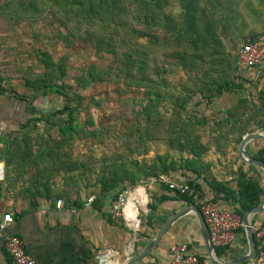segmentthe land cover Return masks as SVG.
Listing matches in <instances>:
<instances>
[{"label": "trees", "instance_id": "obj_1", "mask_svg": "<svg viewBox=\"0 0 264 264\" xmlns=\"http://www.w3.org/2000/svg\"><path fill=\"white\" fill-rule=\"evenodd\" d=\"M177 2L179 11L176 14L165 10L169 0H29L28 3L18 0L8 2L4 7L9 16L14 14L37 17L49 11L58 21L59 27L65 30L57 32L56 39L66 47L73 40H80L95 52L109 55L114 67L98 68L96 64H89L82 69L83 87L104 82L113 76L126 85L143 88L144 99L138 110L142 120L135 119L132 128L136 135L135 142L145 147L148 141H164L168 149L180 153L175 157L166 151L155 154L150 160L144 157L132 158L131 154L127 155L128 159L118 155L103 157L105 165L101 170L106 172V176L97 181L100 183L101 195H107L122 183L134 186L143 178L159 179L162 175L171 173L180 172L185 175V172H191L194 177L180 180L189 186V190L186 193L172 191L177 198L194 205L193 194L197 193L200 197L204 194L197 177L204 167L202 155L207 147L201 143V136L194 133L199 125L204 124V119L193 121L192 118L184 116L188 107H196L204 100L210 102L229 91L237 95L238 102H242L244 107L247 108L249 103L244 94V79L234 65L233 56L246 41L264 40V0ZM223 41L237 44L233 56L227 51ZM36 53L42 71L37 77L24 80L31 100L48 93L65 100L61 108L52 110L43 119L46 122L44 131L33 138L34 141L37 139L35 144L39 148L30 163L35 166L40 178L46 177L43 178L45 182H40L34 193L48 192L49 196L50 172H70L84 165L79 159L72 158L71 148L68 147L84 128L76 116V111L82 109V101L75 91L72 92L73 100H70L71 91L64 81L66 56L61 55L56 59L46 49H38ZM170 60H174L175 67L179 66L186 72L192 84L184 85L177 94H171L170 107L165 110L164 80L161 76L169 68ZM259 92L261 93V89ZM261 99L260 105L264 108V97ZM261 108L253 111L252 118L256 127L249 128L247 123L243 125L235 117L231 121L227 117L223 118L221 123L219 121L215 124L230 125L227 134L235 133L232 141L235 143L238 160L237 146L242 136L264 128V117L258 118ZM39 120L41 119L31 118L26 126L34 121L33 129H36ZM51 128L57 130L56 139L48 131ZM217 137H222V134ZM33 139L26 134L10 142L11 157H29L32 154L29 145L34 142ZM142 151L146 153V147ZM137 152H140V148ZM248 153L264 162V139L255 151ZM260 175L261 170L258 167L240 161L233 177L235 187L209 176L207 184L213 195L205 199L213 203H217L219 199L225 201L232 207L229 211L241 218L245 210L256 206L264 197V185ZM163 185L169 189L166 183ZM123 189L124 187L115 191L112 199ZM261 223L264 224V217ZM239 231L244 234L243 227ZM254 240V256L239 264H255L261 248L260 243L255 238ZM214 249L218 258H222L228 247ZM196 257L199 264L209 262L206 256Z\"/></svg>", "mask_w": 264, "mask_h": 264}, {"label": "crops", "instance_id": "obj_2", "mask_svg": "<svg viewBox=\"0 0 264 264\" xmlns=\"http://www.w3.org/2000/svg\"><path fill=\"white\" fill-rule=\"evenodd\" d=\"M10 1L18 0H0V219L4 213L12 216L6 233L17 235L23 240L25 251L32 256L35 264H124L154 237L174 213L193 204L177 198L174 191L165 188L160 178H143L134 186L122 183L107 195H101L100 183L97 181L106 176V172L101 170L105 165L102 158L81 160L83 167L70 172H50L49 196L48 192L34 193L39 183L46 179L40 178L35 166L30 163L39 148L35 144L37 139L34 141L33 138L44 130L33 129L34 121L28 127L26 125L31 118L42 119L41 107L37 105L42 101V96L31 100L27 89L25 92L10 89L11 24L20 21L5 12L4 7ZM256 67L243 68L238 73L243 71L246 75L260 78L259 73L264 69V64ZM26 134L34 141L29 145L32 154L29 157H11L10 142ZM255 140L245 145L247 152L255 151L263 139ZM73 147L72 158L77 159ZM148 151L151 155L147 160L155 154L163 153L151 148ZM167 151L172 155L176 153L170 149ZM205 160L202 157V163ZM239 165L240 163L233 165L232 170L217 165L215 168L211 166L209 171L207 167H202L197 177L204 192L202 198H211L213 195L207 184L209 176L226 181L234 188V172ZM260 176L264 185L262 170ZM161 177L167 180L180 178L177 180L180 181L186 177H194V174L185 172V175H181L177 172ZM123 187L126 204L119 220L114 221L110 215L112 198L115 191ZM89 197H93V200L87 203ZM217 204L222 209L232 210L221 199ZM263 217V212L253 216L251 224L253 222V226L258 225ZM171 242L185 243L195 255L207 257L198 222L189 213L174 222L156 246L134 264H170L168 247ZM246 251L245 236L239 233L234 245L228 247L219 259H231ZM0 264H13L4 250L2 239ZM201 264L210 263L204 261Z\"/></svg>", "mask_w": 264, "mask_h": 264}, {"label": "rangeland", "instance_id": "obj_3", "mask_svg": "<svg viewBox=\"0 0 264 264\" xmlns=\"http://www.w3.org/2000/svg\"><path fill=\"white\" fill-rule=\"evenodd\" d=\"M22 1L28 3L29 0ZM165 10L172 11L173 14L178 13L177 0H169ZM10 17L20 19L19 22L11 24L12 46L9 75L12 91L25 92L24 80L37 77L41 73L42 67L37 62L36 51L38 49L50 50L56 59L61 55L66 56L64 81L71 91L70 100H73L72 92L75 91L80 95L82 101L80 106L82 109L76 111V116L77 121L84 125V128L68 146L70 148L74 146L73 153L77 159L80 161L84 159L98 160L114 155L128 159V154H131L132 158L141 159L144 157L148 159L151 155L148 151L150 148L155 152L168 150L164 141L153 140L146 142L147 152L144 153L142 149L145 147L135 142L137 141L135 140L136 135L133 134L132 128L135 119L142 120L138 110L144 99L143 88L126 85L121 79L116 80L113 76L104 82L88 84L83 87L82 69L89 64H96L98 68L114 67V62L109 55L95 52L80 40H73L74 42L66 47L56 39V33L65 30L59 27L58 21L49 11H45L44 15L37 17L14 14H10ZM136 26L138 25L136 24ZM225 46L233 56L237 44L225 42ZM168 65H170L169 68L161 76L164 80L162 83L165 110L170 107L171 94H177L184 85L192 84L186 72L181 67L174 66V60H170ZM261 70L260 78L246 75L247 73H243V71L239 72L240 77L244 79V94L249 101L247 108L242 102H238L237 95L232 91L213 98L210 102L204 100L196 107L192 105L188 107L184 116L192 118L193 121L199 118L204 119V124L199 125L194 133L201 136V143L208 148V151L202 155L206 159L203 161L204 168L207 167L208 171L211 166L215 168L216 165L232 170L233 165L240 163L236 159L235 143L232 141L235 133L227 134L230 125L216 126L215 124L219 121L221 123L223 118L227 117L231 121L235 117L241 120V124L247 123L249 128L256 127L252 118L253 111L256 108H261V98L264 97V69ZM259 89H261V93ZM64 102L65 100L56 94L48 93V95L42 96V101L37 103L41 107L42 113V119L37 121V128L44 130L46 122L43 119L52 110L61 108ZM261 110V115L258 118L264 117V108ZM257 130L261 131L262 129ZM48 131L56 139V128H51ZM220 133L222 137H217ZM139 148L140 152L138 153ZM172 151L174 153L175 150ZM177 153L176 151L174 155Z\"/></svg>", "mask_w": 264, "mask_h": 264}, {"label": "built area", "instance_id": "obj_4", "mask_svg": "<svg viewBox=\"0 0 264 264\" xmlns=\"http://www.w3.org/2000/svg\"><path fill=\"white\" fill-rule=\"evenodd\" d=\"M264 63V40L246 41L241 44L235 52L234 65L237 70L243 68H253ZM169 189L186 193L189 186L182 181L167 180L160 177ZM194 205H196L209 229L210 241L213 247H231L236 242L242 220L238 214L222 209L217 203L200 197L197 193L193 194ZM93 197L87 199L90 203ZM126 204V193L121 191L111 202L110 215L114 221L121 217ZM12 222L10 213H4L0 219V239L3 240L4 250L12 260L13 264H35V260L24 248L23 240L13 234L6 233L8 225ZM254 238L260 243L261 250L255 260V264H264V224L259 223L253 226ZM170 264H197L198 258L185 243L171 242L168 247Z\"/></svg>", "mask_w": 264, "mask_h": 264}, {"label": "water", "instance_id": "obj_5", "mask_svg": "<svg viewBox=\"0 0 264 264\" xmlns=\"http://www.w3.org/2000/svg\"><path fill=\"white\" fill-rule=\"evenodd\" d=\"M255 139H264V129L261 131L249 132L242 136L240 142L237 146V155L241 161L258 167L264 173V162L253 157L245 149V145ZM264 212V199H262L256 206L247 209L242 214V227L244 231V236L247 243V251L243 255L227 259L220 260L215 253V249L210 241L209 229L205 220L196 205H189L174 213L156 232L154 237L142 248L136 255L130 258L124 264H134L135 262L142 259L147 253H149L157 244L162 235L168 230V228L176 222L179 218L186 214H193L198 222L200 233L204 242L206 249V255L210 264H239L249 261L255 254V240L253 235V229L251 224V219L253 216Z\"/></svg>", "mask_w": 264, "mask_h": 264}]
</instances>
